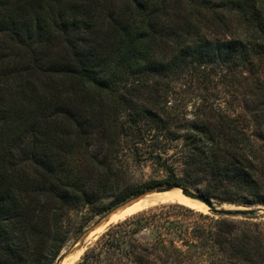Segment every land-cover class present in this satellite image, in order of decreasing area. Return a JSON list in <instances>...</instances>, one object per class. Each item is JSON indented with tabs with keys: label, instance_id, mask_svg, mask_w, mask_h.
Segmentation results:
<instances>
[{
	"label": "trees",
	"instance_id": "obj_1",
	"mask_svg": "<svg viewBox=\"0 0 264 264\" xmlns=\"http://www.w3.org/2000/svg\"><path fill=\"white\" fill-rule=\"evenodd\" d=\"M186 73L204 101L246 90L249 125L203 104L214 118L199 108L185 157L133 185L112 154L151 111L119 124L120 109L131 95L160 112V81ZM203 183L206 198L264 205V0H0V264H54L69 213L110 193ZM177 203L109 226L78 264H264L263 225Z\"/></svg>",
	"mask_w": 264,
	"mask_h": 264
},
{
	"label": "rangeland",
	"instance_id": "obj_2",
	"mask_svg": "<svg viewBox=\"0 0 264 264\" xmlns=\"http://www.w3.org/2000/svg\"><path fill=\"white\" fill-rule=\"evenodd\" d=\"M216 79L217 76H215V80ZM131 83L133 82L129 81L128 85L131 86ZM160 83L162 88H164V91L160 92V94L163 95L160 99V112L154 110L152 106L147 103L145 97L141 96L139 98H136L135 96L131 95H127L126 98L128 102H126L123 108L120 109L121 111L119 117V124L124 122L126 116L133 113L135 114L140 109H145V111H151V113L147 114L146 117L156 115L157 112L160 118L163 120V123H161L160 125H156L148 121V118L142 116L138 119V127L140 128V131L134 132V135L128 138V140L122 142L121 147L112 154L113 159L123 165L122 169L125 174H127V176L130 178L131 183L133 185H140L153 180H164L167 174L163 166L166 164L170 166L185 157L186 152L189 149V139L187 136L191 134L190 129L192 127V122L196 119L197 114H199V108H201L206 114L205 117L211 119L214 118V115H210V110L208 108L202 107L203 104L209 103V105H212L214 109L219 110L227 115H230L231 118H234L236 122L242 127L249 125V116L247 115V110L245 109L246 99L249 96H247V92L243 88L239 89L241 93H236L232 98H224V96L221 94L217 95L216 93L218 91H215L212 92L211 95H208V99L204 101L201 97L203 95L202 89L198 85V82L192 73H186L180 78H172L169 80L162 79ZM139 134H141V138ZM100 143L94 144L100 145ZM101 144L103 145V143ZM90 150L93 152L95 149L92 148ZM102 156H104V154ZM116 172L117 171L114 170L112 171V174ZM121 186H123L122 183L120 187ZM123 188L124 187H121V189ZM164 188L165 187L151 190L141 196L153 193ZM205 189L206 184L203 183L199 185L198 188L189 190L196 194L202 195V192ZM137 199L138 197H134L129 201L115 205L118 199L116 196H113V194L110 193V195L101 204L96 206L94 212L91 207H79L76 210L70 212L65 224L68 235L67 242L65 244V247L60 252L58 258L55 260L54 264H58L62 257L75 247V245L82 238V236L88 231H90L107 214L112 211L117 212L115 210H117L118 207V211L120 209L126 208L125 206L127 204H131ZM212 200H214L216 204H227L231 205L233 208L246 207L244 205H237L218 199ZM169 202H178L200 210H195L197 212L213 215V213L209 209L200 208L191 203H185L181 201ZM250 207H264V205L256 203L251 206H247V208ZM97 210L104 212L102 214H99ZM128 216L129 215H126L117 220L113 219L111 224L118 223L119 221L124 220ZM229 219L237 222V224L242 228V230L247 232H252L256 230L252 223L258 224V228H261L260 225H263L264 227V214H260L259 216H256L254 218ZM246 222L247 225L245 227L244 224ZM108 227L101 228V230H98L99 233L91 236L88 239V242L83 247L82 254L75 261L74 264H78L81 261L82 256L89 247V245L96 242L100 235L103 234ZM138 237L143 241H147L152 238V235L149 232H142L138 235Z\"/></svg>",
	"mask_w": 264,
	"mask_h": 264
},
{
	"label": "bare ground",
	"instance_id": "obj_3",
	"mask_svg": "<svg viewBox=\"0 0 264 264\" xmlns=\"http://www.w3.org/2000/svg\"><path fill=\"white\" fill-rule=\"evenodd\" d=\"M169 201H181L185 203H191L197 207L208 209V207L205 204L197 200L189 199L185 197L184 195H182L179 189H172L171 191L165 192V193H150L145 196L139 197L137 200L133 201L131 204H127L125 206L126 208L120 209L119 211H118L119 208L115 210L117 212H114L110 219L103 221L101 224H99L98 226L94 228V230L90 233L88 239L91 236L99 233L98 230H101V228L110 226L113 219L117 220L126 215L130 216L138 211L143 210L146 207L153 206L157 203H163V202H169ZM217 208L232 209L233 207L227 204H222V205L217 204ZM83 247H84L83 244L79 243L76 246V249L65 259L63 264H74L75 261L82 254Z\"/></svg>",
	"mask_w": 264,
	"mask_h": 264
},
{
	"label": "water",
	"instance_id": "obj_4",
	"mask_svg": "<svg viewBox=\"0 0 264 264\" xmlns=\"http://www.w3.org/2000/svg\"><path fill=\"white\" fill-rule=\"evenodd\" d=\"M172 189H179L181 191L182 195H184L185 197H187L189 199H192V200H197V201L205 204L208 207V209L213 214L220 215V216H223L225 218H232V219L245 218V219H247V218H254L256 216H259L260 214H264V207H250V208H247V207H235V208H232V209H220V208H217V204L215 203L214 200L206 198L203 195L196 194V193L190 191L187 188H164V189H160L158 191H155L153 193H165V192L171 191ZM113 213L114 212L112 211L109 214H107L90 231L85 233L82 236V238L78 241V243L75 245V247L70 252L66 253L62 257V259L58 262V264H63L65 259L76 249V246L79 243L83 244V246L86 245V243L88 242V237H89L90 233L94 230V228L96 226H98L99 224H101L103 221L110 219L111 216L113 215ZM111 225H113V224H111Z\"/></svg>",
	"mask_w": 264,
	"mask_h": 264
}]
</instances>
